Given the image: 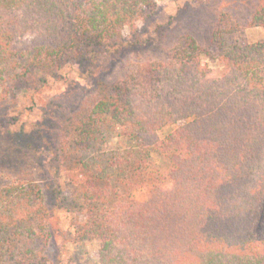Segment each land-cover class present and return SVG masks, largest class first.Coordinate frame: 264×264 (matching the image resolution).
Masks as SVG:
<instances>
[{"label": "trees", "instance_id": "16d2710c", "mask_svg": "<svg viewBox=\"0 0 264 264\" xmlns=\"http://www.w3.org/2000/svg\"><path fill=\"white\" fill-rule=\"evenodd\" d=\"M157 0H0V83L34 86L137 31ZM264 24V5L251 26ZM220 13L210 48L187 35L165 59L104 81L64 122L73 239L99 264H264V40ZM122 44V43H121ZM203 55L222 63L211 75ZM146 192L140 206L138 190ZM0 264H54L52 211L32 184L1 190Z\"/></svg>", "mask_w": 264, "mask_h": 264}, {"label": "rangeland", "instance_id": "374dc122", "mask_svg": "<svg viewBox=\"0 0 264 264\" xmlns=\"http://www.w3.org/2000/svg\"><path fill=\"white\" fill-rule=\"evenodd\" d=\"M264 0H157L155 12L126 27L120 44L100 46L95 57L61 64L57 75L37 71L43 85L15 75L0 83V192L6 186L32 184L43 189L52 211V237L47 245L54 264H99L96 241L73 239L77 213L70 207L73 189L80 180L64 163V122L95 100L101 82L121 79L130 68L165 59L184 37L191 35L210 48L220 13L238 23L239 40H264V24L251 26ZM122 43V44H121ZM211 75L220 76L222 63L203 55ZM146 192L138 190L140 206ZM0 193V220H5Z\"/></svg>", "mask_w": 264, "mask_h": 264}]
</instances>
